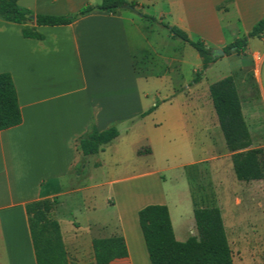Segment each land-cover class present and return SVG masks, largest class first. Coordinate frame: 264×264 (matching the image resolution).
Segmentation results:
<instances>
[{
	"label": "crops",
	"instance_id": "1",
	"mask_svg": "<svg viewBox=\"0 0 264 264\" xmlns=\"http://www.w3.org/2000/svg\"><path fill=\"white\" fill-rule=\"evenodd\" d=\"M129 1L137 2L142 14L149 15L147 10L158 2L167 11L152 16L154 23L130 9H125L129 14L115 15L93 11L69 25L37 26L43 39L25 38L22 25L0 18V74H11L23 118L20 125L0 131V264H37L26 206L55 198L59 203L52 218L60 223L71 264H151L139 223V211L148 205L127 210L109 199L117 209L116 219L94 215L97 203L86 192L113 183L96 177L110 169L101 157L107 149L117 160L123 154L137 159L152 154L144 127L157 116L170 124L190 121L200 127L210 157H215L211 128L222 135L209 99L213 83L186 82L182 47L161 23L176 13L175 24H166L192 39L195 34L212 50H223L239 39L238 24L247 35L264 18V0ZM100 3L18 0L36 15L55 16ZM226 28L233 32L230 39ZM260 39L264 42V35ZM113 126L120 135L98 154L84 156L80 140L93 128ZM169 211L178 240L177 228L182 231L184 222L176 228ZM192 236L193 230L181 240Z\"/></svg>",
	"mask_w": 264,
	"mask_h": 264
},
{
	"label": "rangeland",
	"instance_id": "2",
	"mask_svg": "<svg viewBox=\"0 0 264 264\" xmlns=\"http://www.w3.org/2000/svg\"><path fill=\"white\" fill-rule=\"evenodd\" d=\"M165 11L163 3L158 2L147 13L159 18ZM125 14L129 13L125 11ZM177 17L176 13L167 14L163 21L174 25ZM238 28V38L245 37L246 32L240 24ZM231 33L226 28L228 39ZM192 37L198 39L195 34ZM176 40L186 58L184 79L191 84L196 75L194 71L202 69V59L189 44L179 38ZM225 57L220 56L221 60L204 72L200 83L208 85L217 79L235 77L245 120L253 138L252 148H264V42L260 38H250L243 54L232 50L228 58L223 60ZM185 98L183 95L179 100ZM204 108L210 113L207 105ZM189 122L179 125L180 122L174 121L170 124L160 116L155 120L152 117L148 119L144 128L154 151L142 159L123 154L117 160L112 158L111 150L107 149V154L101 155V158L110 169L108 173L100 171L102 174L96 177L103 182L113 183L86 192V196L92 194L97 203L98 209L94 215L116 219L117 209L108 204L109 199L120 203L127 210L133 205L164 204L169 206L176 228L178 222H184L182 231L177 228L178 240L182 242L192 230L198 235L192 192L199 205L214 203L220 207L229 231L234 264H264V182L238 181L232 154L227 149L221 129L223 139L218 129L215 131L214 127L211 128L216 144L215 157L211 158L204 131ZM116 161L118 164H115Z\"/></svg>",
	"mask_w": 264,
	"mask_h": 264
},
{
	"label": "trees",
	"instance_id": "3",
	"mask_svg": "<svg viewBox=\"0 0 264 264\" xmlns=\"http://www.w3.org/2000/svg\"><path fill=\"white\" fill-rule=\"evenodd\" d=\"M137 2L129 0H101L96 6H86L79 12L65 16L36 15L18 4V0H0V18L23 26L25 38L43 39L37 26L69 25L77 18L93 11L115 15L130 9L142 15V19L154 23L157 20L142 14ZM170 34L193 47L202 59V69L196 72L193 82H201L204 72L220 59L212 53L201 39L190 38L187 32L177 26L161 23ZM264 35V18L243 38L223 48L226 56L235 50L243 54L250 38ZM210 97L223 133L227 149L232 154L236 178L240 182H264V148H252L253 140L245 120L242 100L234 76H228L213 83ZM152 108L148 114L152 113ZM17 90L11 74H0V131L22 123ZM120 135L116 127L99 131L93 128L80 140L84 156H92L103 150ZM141 153V151H140ZM194 204V218L198 235L181 242L176 239L170 211L167 205L151 204L139 211V223L151 264H234L233 252L227 236L222 211L216 204L199 205L191 192ZM58 200L43 199L26 206L32 243L37 264H71L63 241L60 223L52 218Z\"/></svg>",
	"mask_w": 264,
	"mask_h": 264
},
{
	"label": "water",
	"instance_id": "4",
	"mask_svg": "<svg viewBox=\"0 0 264 264\" xmlns=\"http://www.w3.org/2000/svg\"><path fill=\"white\" fill-rule=\"evenodd\" d=\"M212 53L216 54L217 56L225 55V52L222 49L212 50Z\"/></svg>",
	"mask_w": 264,
	"mask_h": 264
}]
</instances>
